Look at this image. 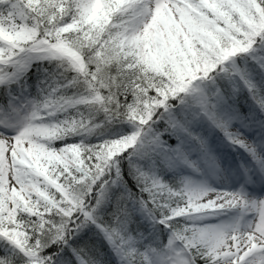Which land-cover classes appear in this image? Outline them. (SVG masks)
<instances>
[{
    "label": "snow or ice",
    "instance_id": "snow-or-ice-1",
    "mask_svg": "<svg viewBox=\"0 0 264 264\" xmlns=\"http://www.w3.org/2000/svg\"><path fill=\"white\" fill-rule=\"evenodd\" d=\"M0 264H264V0H0Z\"/></svg>",
    "mask_w": 264,
    "mask_h": 264
}]
</instances>
